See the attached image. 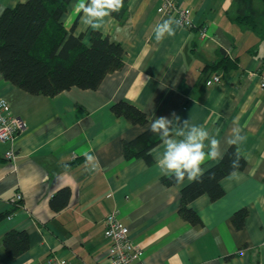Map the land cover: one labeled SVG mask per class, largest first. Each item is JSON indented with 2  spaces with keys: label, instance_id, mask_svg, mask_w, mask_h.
I'll return each mask as SVG.
<instances>
[{
  "label": "crops",
  "instance_id": "crops-1",
  "mask_svg": "<svg viewBox=\"0 0 264 264\" xmlns=\"http://www.w3.org/2000/svg\"><path fill=\"white\" fill-rule=\"evenodd\" d=\"M24 0H0V9ZM195 28L174 24L175 35L157 42L154 28L170 18L158 10L160 0H128L126 20L113 15L101 32L122 45V66L104 76L94 89L72 86L54 95L29 93L0 72V96L24 122L15 136L13 160L0 142V264H110L104 216L118 210L132 240L142 248L138 264H264V34L257 0H179ZM228 1V3H227ZM70 0L61 17L65 28L83 33L87 25ZM250 14L252 27L238 16ZM206 27L207 38L200 37ZM260 28V31H259ZM256 33V35H254ZM245 34L248 38L243 39ZM261 45V46H260ZM235 62L219 64L221 52ZM219 75V81L212 77ZM126 100L145 112V124L115 115L110 106ZM172 114L203 126L220 140L223 154L233 131L246 137L235 145L247 161L239 178L220 180L221 197L207 194L189 206L201 219L193 225L178 214L180 189L189 182L165 185L157 158L124 157L122 142L149 128L155 117ZM217 130L219 135L217 136ZM177 140L182 137L175 136ZM205 152L210 143L205 141ZM151 149V150H152ZM94 159L86 160L85 154ZM217 161L208 159L203 169ZM68 189L67 203L60 190ZM19 192V204L9 199ZM66 198V197H65ZM247 213L234 222L240 208ZM23 230L28 246L11 257L2 237Z\"/></svg>",
  "mask_w": 264,
  "mask_h": 264
},
{
  "label": "trees",
  "instance_id": "trees-1",
  "mask_svg": "<svg viewBox=\"0 0 264 264\" xmlns=\"http://www.w3.org/2000/svg\"><path fill=\"white\" fill-rule=\"evenodd\" d=\"M127 1L119 13L112 15L120 21L126 20ZM70 0H24L12 7H6L0 14V72L3 77L17 87L32 93L46 96L54 95L72 86L83 89L96 88L104 76L122 66V45L101 31L89 30V44L83 42V33L74 35L72 27L67 30L61 21ZM264 5V0H261ZM252 27L256 21L250 14L237 17ZM201 26H199L200 28ZM195 28V25L189 29ZM218 61L224 67H234L235 62L225 50ZM117 116H123L133 124H145V112L126 100H117L110 106ZM161 140L148 128L135 138L122 142L124 157L142 156L149 164L151 149ZM235 145H228L218 160L205 168L201 182H187L180 189L178 214L193 225H200L201 219L189 203L201 194L211 200L221 197L224 190L220 180L232 169L231 161L237 152ZM240 154V168L247 161ZM204 164L201 166L203 168ZM214 174V179L209 177ZM185 179H187L185 177ZM165 185L176 184L174 179L161 176ZM64 196L62 204L67 203L68 189L60 190ZM66 197V198H65ZM247 213L240 208L234 213V222L241 226ZM3 214H0L2 216ZM4 249L11 257L26 250L28 238L23 230L10 229L2 237Z\"/></svg>",
  "mask_w": 264,
  "mask_h": 264
},
{
  "label": "clouds",
  "instance_id": "clouds-1",
  "mask_svg": "<svg viewBox=\"0 0 264 264\" xmlns=\"http://www.w3.org/2000/svg\"><path fill=\"white\" fill-rule=\"evenodd\" d=\"M77 14L80 16V24L87 25L93 31H101L103 29L102 21L111 17L113 13H119L124 6V0H77L74 6ZM3 9H0V14ZM177 22L173 18H168L157 24L154 28L155 39L157 42L162 41L165 36L175 35L173 27ZM180 121V118L172 114V119L168 117H155L149 122V128L153 134L159 136L162 141L164 152L162 158H157V166L161 173L169 178L174 179L176 184H182L185 177L189 182H201L205 175V170L201 167L208 159L213 161L222 160L220 153V140L215 136L210 137L209 132L201 125L192 123L189 119L184 120L182 126L173 127L174 122ZM173 132L175 136L182 139L172 138ZM219 130H217V136ZM246 140L241 135L240 129L233 131V136L228 140L231 145L243 143ZM205 141H209V150L205 152ZM159 145L152 149L149 154L157 151ZM86 160L91 161L94 157L91 154H85ZM240 154L235 153V159L231 161L229 179L239 178L240 173ZM214 179V174L209 177Z\"/></svg>",
  "mask_w": 264,
  "mask_h": 264
},
{
  "label": "built area",
  "instance_id": "built-area-1",
  "mask_svg": "<svg viewBox=\"0 0 264 264\" xmlns=\"http://www.w3.org/2000/svg\"><path fill=\"white\" fill-rule=\"evenodd\" d=\"M158 10L173 18L181 26L186 28L194 26L188 10L179 0H160ZM200 37H208L207 29L204 26L200 28ZM212 81H219V75H214ZM259 86L264 89V78L260 80ZM22 128H24V122L21 117L13 114L9 103L3 96H0V142L8 144L4 151V157L8 160H13L16 156L13 147L14 139ZM21 198V194L16 192L9 201L17 206ZM104 228L105 235L110 241L107 249L110 264H138L141 260L142 248L132 240L128 227L122 223L117 209L105 214ZM49 264L68 263L54 257L49 260Z\"/></svg>",
  "mask_w": 264,
  "mask_h": 264
},
{
  "label": "rangeland",
  "instance_id": "rangeland-1",
  "mask_svg": "<svg viewBox=\"0 0 264 264\" xmlns=\"http://www.w3.org/2000/svg\"><path fill=\"white\" fill-rule=\"evenodd\" d=\"M258 2H256V4H258L259 3V10H260V12H261V17L259 18V20H260V22L263 24V26L261 27V31H262V33L264 34V5H263V3L261 2V0H257ZM227 3H228V1H227ZM259 31H260V28H259ZM254 35H256V33H254ZM257 36V35H256ZM249 37V35L248 34H245L244 36H243V39H245L246 40V38H248ZM250 38V37H249ZM248 38V40H251V42H256L255 40H254V38H251V39H249ZM264 41V40H263ZM261 46V45H260Z\"/></svg>",
  "mask_w": 264,
  "mask_h": 264
}]
</instances>
